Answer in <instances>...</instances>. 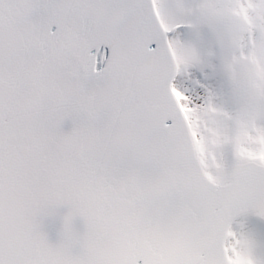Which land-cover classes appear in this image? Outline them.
Masks as SVG:
<instances>
[{
  "label": "snow or ice",
  "instance_id": "6c2138e0",
  "mask_svg": "<svg viewBox=\"0 0 264 264\" xmlns=\"http://www.w3.org/2000/svg\"><path fill=\"white\" fill-rule=\"evenodd\" d=\"M0 264H264V0H0Z\"/></svg>",
  "mask_w": 264,
  "mask_h": 264
}]
</instances>
